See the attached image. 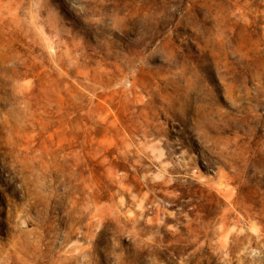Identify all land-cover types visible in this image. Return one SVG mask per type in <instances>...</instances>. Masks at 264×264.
<instances>
[{
    "label": "rangeland",
    "instance_id": "1",
    "mask_svg": "<svg viewBox=\"0 0 264 264\" xmlns=\"http://www.w3.org/2000/svg\"><path fill=\"white\" fill-rule=\"evenodd\" d=\"M0 264H264V0H0Z\"/></svg>",
    "mask_w": 264,
    "mask_h": 264
}]
</instances>
